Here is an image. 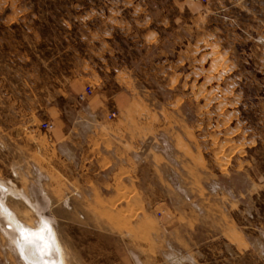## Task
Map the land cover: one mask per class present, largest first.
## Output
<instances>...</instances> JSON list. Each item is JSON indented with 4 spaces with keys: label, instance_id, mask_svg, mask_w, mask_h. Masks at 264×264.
Wrapping results in <instances>:
<instances>
[{
    "label": "rangeland",
    "instance_id": "obj_1",
    "mask_svg": "<svg viewBox=\"0 0 264 264\" xmlns=\"http://www.w3.org/2000/svg\"><path fill=\"white\" fill-rule=\"evenodd\" d=\"M0 180L65 264H264V0H0Z\"/></svg>",
    "mask_w": 264,
    "mask_h": 264
},
{
    "label": "bare ground",
    "instance_id": "obj_2",
    "mask_svg": "<svg viewBox=\"0 0 264 264\" xmlns=\"http://www.w3.org/2000/svg\"><path fill=\"white\" fill-rule=\"evenodd\" d=\"M0 220L2 232L9 239L11 249L24 264H65L63 249L57 239L52 222L40 214L35 204L20 190L0 180ZM12 195L30 207L37 215L32 223L22 220L17 212L5 203V196ZM1 226V221H0ZM0 229V230H1Z\"/></svg>",
    "mask_w": 264,
    "mask_h": 264
},
{
    "label": "crops",
    "instance_id": "obj_3",
    "mask_svg": "<svg viewBox=\"0 0 264 264\" xmlns=\"http://www.w3.org/2000/svg\"><path fill=\"white\" fill-rule=\"evenodd\" d=\"M81 106H83V110L87 113L85 115V118L88 120L87 122L93 123L94 125H102L106 120V114L110 113L106 101L99 97L97 98V96L94 99H90L88 102L83 103Z\"/></svg>",
    "mask_w": 264,
    "mask_h": 264
},
{
    "label": "built area",
    "instance_id": "obj_4",
    "mask_svg": "<svg viewBox=\"0 0 264 264\" xmlns=\"http://www.w3.org/2000/svg\"><path fill=\"white\" fill-rule=\"evenodd\" d=\"M91 92L92 91H91L89 86L85 87L84 92L78 97V100L80 102L86 101V97H88V95H90ZM112 117H114V114H111V115L108 116L109 119L112 118ZM51 128H52V125H50L48 123H44L43 124V129L50 130Z\"/></svg>",
    "mask_w": 264,
    "mask_h": 264
}]
</instances>
